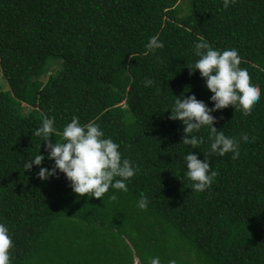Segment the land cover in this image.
<instances>
[{"label":"trees","instance_id":"trees-1","mask_svg":"<svg viewBox=\"0 0 264 264\" xmlns=\"http://www.w3.org/2000/svg\"><path fill=\"white\" fill-rule=\"evenodd\" d=\"M180 1L0 0V223L11 264H264V0H190L187 14ZM156 35L164 48L149 52ZM201 37L238 49L262 89L247 115L213 112L226 136L249 134L235 159L211 153L207 127L197 149L181 144L184 125L169 118L176 97L214 107L189 68ZM74 116L99 124L137 167L127 191L97 199L74 193L58 170L38 177L54 161L34 131L54 118L55 143ZM39 151L45 160L26 171ZM189 151L209 154L219 173L203 192L185 175Z\"/></svg>","mask_w":264,"mask_h":264},{"label":"clouds","instance_id":"clouds-1","mask_svg":"<svg viewBox=\"0 0 264 264\" xmlns=\"http://www.w3.org/2000/svg\"><path fill=\"white\" fill-rule=\"evenodd\" d=\"M224 7H229V0H224ZM146 48L149 52H155L163 49L164 43L159 35L152 36ZM194 54L198 59L189 68L193 74L200 72L207 89L212 93L210 100L214 107H209L195 95L176 97L169 118L173 121L179 120L184 125L181 144L197 149L205 142L197 133L207 127L212 141L211 153L223 157L231 152L235 159L240 155L241 139L248 141L249 134L242 133L239 138L226 136L223 130L218 131L214 126L216 118L213 112L232 106L235 110H242L245 115L249 114L253 106L261 100V86L252 81L247 68L241 67L242 59L236 48L218 50L201 37L194 45ZM130 59H134V55ZM152 84L151 79L144 81L145 87ZM55 133L54 118H45L33 133L34 136L43 138L47 145V158L54 161L51 170L40 168L38 177L41 180L56 176L58 170L71 182L74 193L80 196L90 194L97 199H101L110 189L128 190L126 182L136 175L138 169L132 161L123 157L121 145L106 137L99 124L91 121L82 124L74 116L63 128L62 140L56 139L53 143L50 137L55 136ZM44 160L45 156L39 151L24 163V168L26 171L31 170L33 165L40 166ZM184 162L185 175L193 182L192 190L195 192L210 188L219 174L213 169L209 154L201 160L197 154L189 151L184 156ZM147 204V197L141 195L138 206L143 209ZM13 247L14 241L9 228L0 223V264H11ZM150 264H161V260L158 256L153 257ZM169 264H175V261H169Z\"/></svg>","mask_w":264,"mask_h":264},{"label":"rangeland","instance_id":"rangeland-1","mask_svg":"<svg viewBox=\"0 0 264 264\" xmlns=\"http://www.w3.org/2000/svg\"><path fill=\"white\" fill-rule=\"evenodd\" d=\"M190 4V0H181L180 1V6L185 9V11L187 10L188 6ZM185 14H187V11L184 12ZM8 89V85L6 83V81L4 80L2 73L0 72V90H7ZM30 109H26V112H29ZM136 264H140L139 260L136 261Z\"/></svg>","mask_w":264,"mask_h":264}]
</instances>
